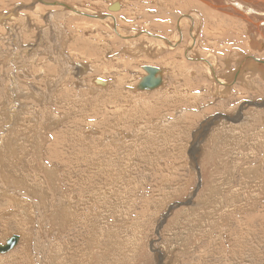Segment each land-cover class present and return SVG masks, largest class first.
I'll return each instance as SVG.
<instances>
[{"label":"rangeland","instance_id":"obj_1","mask_svg":"<svg viewBox=\"0 0 264 264\" xmlns=\"http://www.w3.org/2000/svg\"><path fill=\"white\" fill-rule=\"evenodd\" d=\"M118 1L123 4V8L121 11L113 12L109 11V7L116 3L113 0H56L55 2H64L70 6L80 5L84 13L101 16L117 14L118 19L116 17V23L112 21L106 25L83 15L67 17L64 22L65 29H61L66 31V35L63 32L62 41L59 37L57 44H60L54 49L44 45L41 46L43 52L32 51L35 44L33 34L28 40L32 44L29 52L25 50L21 54L20 52L16 54L14 51V54L19 55L17 59L19 67L12 66L14 63L5 64L4 67L0 64V110L3 112H0V243L3 244L14 234L21 236V242L12 252L0 255V264H264V146L262 149L259 148L258 152L255 151L258 149L255 147V137L250 135L254 131L253 126L251 127L253 130L249 133L242 134L240 129L235 128V124L225 118V116H237L242 106L263 102L264 83L261 80L257 82L256 85L260 86L262 91L257 95L237 85L227 96L222 94L221 96L219 93L216 97L210 91L212 85L207 78L206 68L198 65L199 62L193 63L188 60L187 53L195 50L193 52L195 57L216 61V72L223 76L224 73L228 74L225 62L231 59L233 49H242L238 41L234 42L233 38L222 36H218L219 39L213 41L211 36H215L219 27L212 24L207 27L206 20L202 18H197L195 24L183 20L182 26L178 29L180 18L189 11H181L182 8L178 10L177 4L169 0H164L165 3L163 0ZM17 2L30 4L29 0H4L5 4L0 0V13L9 11V7L11 9ZM166 6H169L168 9ZM173 6L177 9L175 10ZM141 9L146 12L143 13ZM165 9L171 15H166L168 13ZM160 12L162 13L159 16ZM26 15L38 20L31 13ZM38 23L45 25L44 21ZM110 24L119 26L120 33L126 36L146 32L154 37L161 35L158 38L162 40H169L171 37L170 40H178L180 46L176 52L168 48L161 49L163 56L156 59L157 61L153 59L154 62H152L154 52H149V56L142 54L139 59L131 58L121 54V50L130 47L135 41H148L150 38L136 37L132 39L134 41L130 40L127 43L116 35ZM223 29L226 30L223 31L224 33H240L242 45L245 44L247 33L241 28L229 30L225 26ZM191 32L196 35L194 37L195 39L197 37L198 41L194 47L190 46L193 42ZM203 33H206L205 36ZM54 39H56L55 35ZM151 48H157L155 41ZM242 50L239 51L242 55L264 60V54H260L262 55L260 57L249 53L248 49H246L247 53L244 48ZM47 52L54 59H61L62 67L66 70L63 76L68 91L61 96L65 102L62 110L67 116L60 124L55 123L58 112L55 114L52 111L54 103H51L53 100L50 96L53 94V89L50 90L46 83L52 75H58L59 68L46 76L43 75L48 68L46 61L42 62ZM2 54L5 53L2 51ZM169 54L171 57H168ZM63 57H68V61L63 62ZM237 58L239 57H234L230 65L231 71L235 70L234 61L238 60ZM164 59L167 60L164 62ZM220 60L224 63H220ZM28 61L29 63L26 64ZM72 61L75 62L76 67L77 64H92L95 73L92 72V76L88 74L89 72L85 74V80L92 82L94 77L104 79L111 83L110 89H106L105 94L100 92L92 96H88L83 87H80L81 91L78 90L77 85L81 82L78 84L75 76L78 70L74 67L70 70L72 64L70 66L69 63ZM7 62L9 60L3 61V63ZM144 65L159 67L167 73L162 91L166 87L168 90L172 89L175 84L182 85V90L190 92L193 100L197 99L194 100V104H189L193 107L187 105L189 113H185L192 115L191 119L188 116L190 119L188 123L186 121L180 124L179 121L177 122L179 126L175 127L166 124L167 126L164 125L162 128L164 131L162 134H160L162 130L157 133V128L150 127L148 123L152 120L169 114L175 115L178 111L172 113L168 111L170 108L166 103L169 101L156 96V93L161 91L144 92L145 102L142 103L132 98L138 94L129 93V88L137 86L142 74H145L141 71ZM31 68L41 76H26L24 69L31 71ZM59 80L60 83L57 84L63 85V79ZM73 84L78 88L73 89L75 88ZM238 84L242 85L240 81ZM15 87L22 90L30 87L31 91L35 90L39 93L33 94L27 100L32 105L36 103V108L41 110V116L39 120L30 119L31 132L19 130L16 131L18 136H13L18 144L29 147L28 153L16 155L17 160L13 163L8 159L10 133L13 132L15 124H22L13 116L17 101L14 100V107L8 106L9 101L14 98L12 89L17 93ZM59 93L60 91L57 94ZM178 96L180 95H173L177 99L176 102L183 98V95ZM108 97L111 100L107 99ZM75 98L78 100H74ZM147 102L150 106H147ZM21 103L28 104L24 114L21 115L30 116L31 104L20 102V105ZM162 103L166 105L162 106ZM181 105L185 104L181 103ZM57 107L60 109L61 106ZM128 107L129 110L126 111L123 121L117 125L119 120L117 113ZM179 107L176 104L171 111ZM247 110L244 115H247L249 108ZM250 110L253 111L247 117H251L254 112L257 113L254 111L255 108L250 107ZM47 113H50L49 116ZM256 115L264 118V114L263 117L261 113ZM86 126L96 131L92 133L93 136L91 135L94 139H87L86 134L82 136L81 132L87 129ZM119 130H123L129 136L128 141L117 145L111 141L107 147L104 143L100 144L102 138H106L108 142L110 138L118 139L115 135ZM56 131H62L59 139L68 150L64 163L58 153L52 156L51 152L48 156L45 153L46 146L43 148L44 152L40 154H37L33 147L36 143L34 139H44L45 143H48L52 139L53 132ZM141 132L143 133L140 134ZM132 133L134 138L131 137ZM46 167H53L54 170L48 173L43 169ZM126 191L127 195L118 196L125 194ZM15 200H18L19 208H16ZM85 201L87 202L79 204ZM76 207L80 208L76 209ZM10 210L12 212L9 214Z\"/></svg>","mask_w":264,"mask_h":264},{"label":"bare ground","instance_id":"obj_2","mask_svg":"<svg viewBox=\"0 0 264 264\" xmlns=\"http://www.w3.org/2000/svg\"><path fill=\"white\" fill-rule=\"evenodd\" d=\"M56 0H29L30 4L29 5H24L22 2H17L16 4H14L12 6V8L10 9L9 7V11H3L2 13H0V48L1 50L3 51V53L5 54H2V51H0V64H2V66L4 67L5 64H8V63H14L12 66H15V67H19L17 64H18V57L19 55H16L18 52H20V54L27 50L26 52H29L30 51V48H31V43L28 42L29 38H31V36L33 35V42H35V44L33 45V50L32 51H42L43 52V49L41 48V46L44 47V45L46 46H50L52 49H54L57 45H59L60 43L57 44V41H58V38L60 37L61 39V36H63V32L64 34L66 35V31L64 30H61V29H65V25H64V22H65V19L67 17H73V16H79V15H83L85 17H88V18H92V19H95V21L97 20L98 22H102V23H105L106 25L109 24L110 22L112 21H115L116 23V20L118 19V17L116 16L117 14H108L107 16H101V15H97L95 13H84L82 12V6L80 5H77V4H74L72 6L68 5L67 3H64V2H55ZM113 1H116V3H119V5L121 6L120 8V11L122 10L123 8V4L120 3V1L117 2V0H113ZM152 1V0H151ZM150 1V2H151ZM161 1V0H159ZM164 1V0H163ZM84 2V1H83ZM102 2V1H101ZM139 2V1H138ZM149 2V1H148ZM149 2V3H150ZM169 2L171 3H174V4H177L178 6V10H181L180 8H182L183 10L181 11H189L188 14H185L183 17L180 18V22L179 23V28L182 26V23H183V20H186L185 22H187V20L190 21V23H194L197 21L196 19L197 18H202L203 20L205 19L206 20V25L207 27H210V24L212 25H216V28L217 29V32H215V36H213L212 33L211 37H213V41H216L218 38V36H222L224 38H233L234 42L235 40L238 41V43L242 46L241 48L244 50L248 49L249 50V53L251 54H254V55H259L260 54H264V0H182L179 2V0H169ZM3 3H4V0H3ZM15 3V2H14ZM82 3V2H81ZM98 3V2H97ZM130 3V2H129ZM136 3V2H135ZM158 3V2H157ZM162 3V2H161ZM165 3V1H164ZM163 3V4H164ZM5 4V3H4ZM84 4V3H82ZM154 4V3H153ZM162 4V5H163ZM169 4V3H168ZM167 4V5H168ZM165 5V4H164ZM2 6V5H1ZM84 6V5H83ZM92 6V5H90ZM157 6V4H156ZM160 6V5H159ZM170 6V5H169ZM168 6V7H169ZM167 7V6H166ZM167 7V9H168ZM137 8V7H136ZM148 8V7H147ZM159 8V7H158ZM162 8V7H161ZM170 8L172 9V6H170ZM173 8H175L173 6ZM8 9V8H7ZM6 9V10H7ZM88 9V8H87ZM93 9V8H92ZM139 9V7H138ZM146 9V8H145ZM165 9V10H167ZM170 9V10H171ZM177 8H175L176 10ZM140 10V9H139ZM144 10V8H143ZM141 9V11H143ZM149 10V8H148ZM162 10V9H161ZM173 10V9H172ZM171 10V11H172ZM1 11V10H0ZM95 11V10H94ZM164 11V10H163ZM162 11V12H163ZM180 11V13H181ZM191 11V12H190ZM45 12V13H44ZM88 12V11H87ZM101 12V11H100ZM146 11H143V13H145ZM152 12V11H150ZM156 12V11H155ZM160 12L159 13V16L160 14L162 13ZM168 13V10L166 11ZM175 12V11H173ZM25 13V14H24ZM27 13H31L32 15H34L36 18H38V20H35L34 17L32 16H27L26 14ZM239 13H244L247 17V19H249L250 21H252L253 25L252 24H248L247 22H245L243 20V18L239 17ZM44 14V15H43ZM119 14V13H118ZM147 14V13H146ZM150 14V13H149ZM152 14V13H151ZM156 14V13H155ZM174 14V13H173ZM166 15H171V13H168ZM165 15V16H166ZM178 15V14H177ZM157 15V18L159 17ZM176 15H173V17H175ZM117 17V19H116ZM123 17V16H122ZM129 17V16H128ZM172 17V19H173ZM20 19V20H19ZM120 19V18H119ZM130 19V18H129ZM128 19V20H129ZM134 19V18H133ZM170 19H171V16H170ZM149 20V18H148ZM155 20V19H154ZM161 20V19H160ZM164 20V19H163ZM41 21H44L45 25H40L38 22H41ZM174 21V20H173ZM155 22V21H154ZM166 22V21H165ZM200 22V20L198 21ZM205 23V21H203ZM118 23V22H117ZM141 23V22H140ZM150 23V22H149ZM168 23V22H167ZM176 23V22H175ZM174 23V24H175ZM218 23V24H217ZM121 24V22H120ZM138 24V23H137ZM155 24V23H154ZM169 24V23H168ZM112 25V24H110ZM123 25V23H122ZM165 25V23L163 24ZM178 25V24H177ZM197 25V24H196ZM194 25V26H196ZM46 26H48L47 28H45ZM103 26V24H102ZM113 26V25H112ZM161 26V25H160ZM171 26V25H170ZM205 26V25H204ZM222 26V27H220ZM227 26L228 29L230 30L232 28L235 29L236 27L237 28H241L242 31L246 32L247 33V36L245 38V44L242 45V41H241V34L240 33H237V32H234V33H224L223 31H226L225 29H223V27ZM106 27V26H105ZM119 26H116L114 25L112 28L113 30L115 31L116 35L118 37H120L121 39H124L127 43H129L130 40L132 39H135L136 37H149L151 39V41H141V42H137L135 41L134 43H132V45L129 47L127 46L126 48H123L121 50V54L123 55H128L130 56L131 58H138L142 56V54L144 55H147L149 56V52H154V57L152 58V60H156V59H159L160 57L163 56V50L164 48H168V49H172V51L174 50L176 52V50H178V47L180 45H178V40H162L161 38H158L159 36L157 37H154V36H151V34H148L146 32L144 33H139V34H131L126 36V35H123L122 33H120V29H118ZM167 27V26H165ZM169 27V26H168ZM191 27V26H190ZM231 27V28H230ZM152 28V26H151ZM157 28H160V27H157ZM177 28V27H176ZM189 28V27H188ZM198 29V27H196ZM75 29V28H74ZM72 29V30H74ZM78 29V28H77ZM82 29V28H81ZM105 29V28H104ZM109 29V28H108ZM107 29V30H108ZM184 28H182L183 30ZM193 29V28H192ZM203 29V28H202ZM210 29V28H209ZM71 30V31H72ZM110 30V29H109ZM108 30V31H109ZM153 30V29H152ZM181 30V31H182ZM206 30L208 31V28H206ZM70 31V30H68ZM76 31V30H75ZM74 31V32H75ZM105 31V30H104ZM122 31V30H121ZM171 31V30H170ZM184 31V30H183ZM205 31V32H207ZM210 31V30H209ZM215 31V30H214ZM237 31V30H236ZM81 32V31H79ZM110 32V31H109ZM126 32V31H125ZM154 32H156L154 30ZM159 32V31H158ZM162 32V31H160ZM165 32V31H164ZM179 32V31H178ZM177 32V33H178ZM186 32V30H185ZM243 32V34H244ZM76 33V32H75ZM82 33V32H81ZM99 33V32H97ZM96 33V34H97ZM108 33V32H107ZM114 33V34H115ZM150 33V32H149ZM172 33V31H171ZM181 34V32H179ZM187 33V32H186ZM184 33V34H186ZM192 33V32H191ZM189 33V35L191 34ZM68 34V33H67ZM72 34V32H71ZM77 34V33H76ZM155 34V35H156ZM163 34V32H162ZM183 34V33H182ZM188 34V33H187ZM205 36L206 33H203ZM54 35L56 37V39H54ZM82 35V34H81ZM98 35V34H97ZM169 35V34H168ZM195 35V34H194ZM193 33L191 34V39L193 40V42L190 44V46H195L196 44V39L194 37ZM246 35V34H245ZM77 36V35H76ZM102 36V35H101ZM177 35H175L176 37ZM185 36V35H184ZM196 36V35H195ZM200 37V34L198 35ZM209 36V35H208ZM207 36V37H208ZM217 36V37H216ZM68 36H66L67 38ZM75 37V36H74ZM114 37V36H113ZM165 37V36H164ZM174 37V39H175ZM187 37V36H186ZM81 38V37H80ZM89 38V37H88ZM117 38V37H116ZM167 38H169L167 36ZM189 38V36H188ZM201 38V37H200ZM206 38V37H205ZM217 38V39H216ZM77 39V38H76ZM87 39V38H86ZM140 39V38H139ZM177 39H179L177 37ZM207 39V38H206ZM244 39V38H243ZM65 40V39H63ZM78 40V39H77ZM80 40V39H79ZM114 40V39H113ZM181 40V39H180ZM199 40V39H198ZM201 40V39H200ZM203 40V39H202ZM201 40V41H202ZM209 40V39H207ZM62 41V39H61ZM89 41V40H88ZM103 41V40H102ZM134 41V40H132ZM154 41L156 42V47L157 48H151L153 45H154ZM185 41H186V38H185ZM212 41V42H213ZM99 42V41H98ZM117 42V41H116ZM125 42V44H127ZM183 42V41H182ZM189 42V41H188ZM198 42V41H197ZM218 42V41H217ZM227 42V41H226ZM73 43V42H72ZM75 43V42H74ZM83 43V42H82ZM201 43V42H200ZM204 43V42H203ZM202 43V44H203ZM215 43V42H214ZM230 43V42H229ZM78 44V43H77ZM81 45V43H79ZM86 44V43H85ZM185 43H183L184 45ZM187 44V43H186ZM201 44V45H202ZM206 44V42H205ZM234 44V43H233ZM6 45V47H4ZM79 45V46H80ZM91 45V44H90ZM123 45V44H122ZM178 45V46H177ZM213 45V44H212ZM220 45V44H219ZM224 45V44H223ZM238 45V44H237ZM72 46V45H71ZM70 46V47H71ZM89 46V44L87 45ZM126 46V45H125ZM199 46V45H198ZM217 46V45H216ZM215 46V47H216ZM239 46V45H238ZM74 47V45H73ZM204 47V46H203ZM213 47V46H212ZM221 47V46H220ZM61 47H59L60 49ZM92 48V47H91ZM89 48L90 50H92L93 48H95V46L91 49ZM184 48V47H183ZM202 48V47H201ZM207 48V47H206ZM209 48V47H208ZM211 48V47H210ZM233 48V46L231 47V49ZM83 49H84V45H83ZM163 49V50H161ZM181 49V47H180ZM179 49V50H180ZM189 49V48H188ZM194 49V48H193ZM204 49V48H203ZM212 49V48H211ZM218 49V47H217ZM220 49V48H219ZM237 50V49H233L234 51H232L231 53V59L229 60V62H225V64L227 65V73L223 76H221L220 74H218L216 71H217V64H216V61L212 60V62L210 60H207V59H201V58H197L194 56V51H189L187 53V59L188 60H191L193 63H198V65L200 64L201 67L204 66L206 68V75H207V78L210 80L211 82V85H212V88H211V93H213L216 97L217 95L220 93V95H224V96H227L229 93H231L232 91H234V87L235 86H241L242 89H246L247 90H251L252 93H254L255 95H257L258 93L262 92L261 91V87L256 85L257 82L259 80H261V82L264 83V64H259L257 62H255L256 60H260V61H264L263 59H258V58H255L253 56H249L246 54L245 55H242L241 50ZM95 50V49H94ZM99 50V49H98ZM160 50V51H159ZM216 50V49H215ZM222 50H224L222 48ZM246 50V53L247 51ZM14 51L16 54H14ZM73 51V50H72ZM96 51V50H95ZM120 51V50H119ZM183 51V50H182ZM201 51V50H200ZM217 51V50H216ZM240 51V52H239ZM243 51V50H242ZM89 52V51H88ZM99 52V51H98ZM211 52V51H210ZM218 52V51H217ZM227 52V50H226ZM224 52V53H226ZM229 52V51H228ZM227 52V53H228ZM12 53V54H11ZM44 53H46L44 51ZM97 53V52H95ZM169 53V52H168ZM167 53V54H168ZM182 53V52H180ZM208 53V52H207ZM215 53V52H214ZM213 53V54H214ZM219 53V52H218ZM218 53H215V54H218ZM223 53V51H222ZM83 54V53H82ZM87 54V53H86ZM94 54V53H93ZM92 54V55H93ZM166 54V53H165ZM196 54V53H195ZM201 54V52H200ZM229 54V53H228ZM227 54V55H228ZM8 55V56H7ZM91 55V54H89ZM91 55V56H92ZM95 55V54H94ZM97 55V54H96ZM113 55V54H112ZM170 56L168 57H171V54H169ZM212 55V54H211ZM220 55V54H219ZM226 55V57H227ZM54 56V55H53ZM99 56V55H98ZM174 56V55H173ZM201 56V55H200ZM209 56V55H208ZM218 56V55H217ZM230 57V55H228ZM262 56V55H261ZM260 56V57H261ZM234 57H239L237 58L238 60L234 61L236 62V67H235V70L231 71L230 70V65L231 63L233 62L234 60ZM253 58L252 60L249 59V58ZM264 57V56H263ZM68 57H63V62H67ZM88 58V57H87ZM118 58V57H117ZM129 58V57H128ZM163 58H167V57H163ZM173 58V57H172ZM171 58V59H172ZM213 58V57H211ZM215 58V57H214ZM224 58V57H223ZM219 59V58H218ZM6 60H9V62L7 63H3V61H6ZM154 60L152 62H154ZM165 60L167 59H164V62ZM178 60V59H177ZM46 61V62H45ZM157 61V60H156ZM42 62L44 63H47L48 65V68L45 69V72H44V76L50 74V72L52 71H55L59 68V73L58 75H52L50 78H49V81H47V85L51 88L50 90H52L53 94L50 96L51 100H53L51 103H54V109L52 108V111L53 113L55 112H58L56 114L57 118H55L57 120V124H60L62 122V120L67 116L66 113H64V111L62 110L64 107H65V102L62 100V94L64 95L65 92H67V84L66 82L64 81V76H63V73L65 70V67H62V62H61V59H54V57H52V55H50L48 52H47V56H44L43 59H42ZM100 62V61H99ZM161 62V60L159 61ZM171 62V61H170ZM179 62V61H178ZM183 62V61H182ZM223 62L220 60V63ZM29 61L26 63L28 64ZM75 62H70V70H73L72 67H74L76 70H78V72L76 71L75 73H77L75 76L77 78V83L78 82H81L79 85L75 84L79 87H77L75 84H73V86L75 88L73 89H76L78 88V90H80V87H83L84 90L86 91L87 95L88 96H92V95H95V93L98 95V93H102V94H105L106 93V89H110V86H111V83L109 81H106L103 79V81L106 82V85H101L100 83H96V81L98 80V78H95L92 80V82H87V80H85V74H92L95 73L92 68H93V65L92 64H88V65H85V64H77V67L82 65V67H79L77 69L76 67V64H74ZM151 63V62H150ZM180 63V62H179ZM224 63V62H223ZM222 63V65H223ZM96 64V62H95ZM157 64V63H156ZM160 64V63H159ZM166 64V63H165ZM184 64V63H183ZM224 64V65H225ZM235 64V63H234ZM98 65V64H97ZM104 65V64H103ZM206 65V66H205ZM86 66V67H85ZM126 66V65H125ZM143 66V65H141ZM145 66V65H144ZM165 66V65H164ZM103 67V66H102ZM156 67V66H155ZM185 67V66H184ZM219 67V66H218ZM225 67V66H224ZM241 67V68H240ZM159 68V67H158ZM191 68V67H190ZM196 68V67H195ZM32 70L29 71L24 69V74L26 76H31V77H38V76H41L39 74H36L35 70L33 68H31ZM84 69V70H83ZM232 69V68H231ZM173 70V69H172ZM181 70V69H180ZM188 70V69H187ZM186 70V71H187ZM223 70V68H222ZM143 71V70H141ZM189 72H191V70H188ZM221 71V70H220ZM93 72V73H92ZM100 72V71H99ZM144 72V71H143ZM184 72V71H183ZM205 72V71H204ZM223 72V71H221ZM74 73V74H75ZM181 73V72H180ZM194 73V72H193ZM197 73V72H196ZM195 73V75H196ZM203 73V72H202ZM108 74V73H107ZM167 74L165 71H164V75ZM185 74V73H184ZM183 74V75H184ZM199 74V73H198ZM218 74V75H217ZM146 75L145 74H142V77H144ZM171 75V74H170ZM182 75V76H183ZM96 76V75H95ZM176 76V75H175ZM180 76V77H182ZM185 76V75H184ZM183 76V77H184ZM188 76V75H187ZM190 76V75H189ZM141 77V78H142ZM193 77V76H192ZM89 78V77H88ZM101 78V77H100ZM140 78V79H141ZM178 78V77H177ZM59 79H63L62 84H57V83H60V80ZM87 79V78H86ZM172 79V78H171ZM181 79V78H180ZM190 79V78H189ZM193 79V78H192ZM84 80V81H83ZM111 80V79H110ZM177 80V79H176ZM195 80V79H194ZM197 80V79H196ZM202 80V79H201ZM89 81V80H88ZM140 81V80H139ZM179 81H182V80H179ZM241 82L242 85H239L238 82ZM184 82V81H183ZM139 83V82H138ZM196 83V81L194 82ZM50 84V85H49ZM175 84V83H174ZM173 84V85H174ZM181 84V83H180ZM187 85V84H186ZM253 85H255L253 87ZM170 86V85H169ZM180 86V85H179ZM175 84V86H173L172 89H169L166 87L164 89V91H162V87L159 88L158 90L156 91H161V92H158L154 95L158 96L159 99H164V100H168L169 102H167L166 104H169L168 107L170 108V111L171 113L174 112V111H178V113H176L175 115H170L169 116H162V117H159L155 120H152L151 123H148L150 124V127H155L157 128V133L162 130L163 126L166 125V124H169V126H179V124L177 122L180 121V124L182 123H187L189 122V120L191 119L190 116L192 117V115H186L185 112H188L189 109L187 107V105H189L190 103L192 104L194 102V100L196 99L194 96V100L192 98V96H190V92H188L187 90H182L183 88H181V86L179 87ZM250 86V87H248ZM176 87V88H175ZM189 87V86H188ZM16 88V91L17 93H15V90L12 89V92L13 93V97L12 100L9 101L8 103V106H13L14 107V100H16L17 102H15V107H14V115L18 121H20L22 124H19L18 125H14L15 127H13V132L10 133V141H9V145H8V152H9V161L11 162H15L17 159H15L16 155H22V154H27L28 151H29V147L28 146H21L20 143L18 144L16 142V140L14 141L13 139V136L16 137L18 136L17 135V132H19V130H22L23 131H29L31 132L30 129V124H31V120L34 121V119H37L39 120L40 119V116H41V110L39 111V108L37 109L36 108V103L34 102V105H32V103H30V101L27 100V98H31V96L33 94H39L37 91L33 90L31 91L30 90V87H28L26 90H22L20 89L19 87H15ZM82 88V89H83ZM175 88V90H174ZM191 88V87H190ZM188 89V88H187ZM192 89V88H191ZM198 89V88H197ZM123 90V89H122ZM136 90V86L134 88H129V93H137L138 95H136V97H132L133 99H138L141 101H144L145 102V98H143L145 95H143L144 92H138V91H135ZM194 90V88H193ZM199 90V89H198ZM58 91H60L59 94ZM81 91V90H80ZM155 92V91H154ZM197 92V91H196ZM241 92V91H240ZM239 92V93H240ZM245 92V91H244ZM243 92V93H244ZM249 92V91H248ZM73 93V92H72ZM77 93V92H76ZM193 93V92H192ZM195 93V92H194ZM162 94V95H161ZM174 94H179L180 96L183 95V98L182 100H178V102H176L177 99H175V97H173ZM196 94V93H195ZM251 94V93H250ZM78 95V94H77ZM113 95V94H112ZM161 95V97L159 96ZM201 95V94H200ZM221 95V96H222ZM239 95V94H238ZM247 95V94H246ZM249 95V94H248ZM247 95V96H248ZM127 96V95H126ZM178 96V97H180ZM243 96V95H242ZM253 96V95H252ZM154 97V96H153ZM172 97V98H171ZM246 97V96H245ZM65 97H63L64 99ZM110 97H108L107 99H109ZM113 98V97H112ZM115 98V97H114ZM121 98V97H120ZM157 98V99H158ZM171 98V100H170ZM174 98V99H173ZM198 98V97H197ZM10 99V98H9ZM57 99H59L60 101H58ZM130 99V98H129ZM132 99V101H133ZM37 101V99H35ZM34 100V101H35ZM39 100V99H38ZM50 100V101H51ZM74 100H78V99H74ZM111 100V98L109 99ZM119 100V99H118ZM197 100V99H196ZM195 100V101H196ZM33 101V100H32ZM40 101V100H39ZM50 101H48L50 103ZM263 102L261 103H252V104H249L247 107H244L242 106V108L240 109L239 113H237V116H232V117H228V116H225V118L227 120H230V122H232V124H235L234 126H236L235 128L236 129H240L241 130V133L244 134L245 132H250L251 130L254 129L253 133H250V135L254 136L255 137V147H258V149H256L255 151L258 152L259 148L262 149V147L264 146V118H261L260 116L257 117L258 115L256 114H259L261 113V116L263 117V111L264 110H260V109H264V100H262ZM20 102H29V113L30 116L28 115V117H24L23 115L21 114H24L25 112V109L26 107L28 106L27 103H21L20 105ZM112 102V101H111ZM134 102V101H133ZM70 103V101H69ZM68 103V104H69ZM85 103V102H84ZM91 103V102H90ZM181 103H184L185 105H181ZM196 103V102H195ZM77 104V103H76ZM88 104V103H87ZM116 104V103H115ZM149 103L147 102V106H150L148 105ZM157 104V103H156ZM166 104L162 103L161 105L162 106H165ZM180 105V107L178 109H174L173 111H171L174 107V105ZM194 104V103H193ZM47 105V104H46ZM45 105V106H46ZM103 105V104H102ZM57 106H61L60 109L59 107ZM90 106V105H89ZM131 106V105H129ZM190 107H193V105H189ZM39 107V106H38ZM83 107V106H82ZM106 107V106H105ZM125 107V106H124ZM146 107V106H145ZM144 107V108H145ZM161 107V106H160ZM203 107V106H202ZM250 107L251 109L255 108L256 110L254 111H257V113H253L250 116L247 117V115H250V112L252 113V111L250 110ZM57 108V109H55ZM69 108V107H68ZM143 108V107H142ZM162 108V107H161ZM165 108V107H164ZM249 108V112L247 113V115L245 113V111H248L247 109ZM93 109V108H92ZM108 109V108H107ZM111 109V108H110ZM122 109V107H121ZM191 109V108H190ZM69 110V109H68ZM119 110V109H118ZM129 110V107L128 109H124L123 111L117 113V118L119 119L118 120V124L119 125L122 121H123V118H124V115L126 114V111ZM151 110V109H150ZM155 110V109H154ZM165 110V109H164ZM193 110V109H192ZM72 111V110H71ZM97 111V110H96ZM105 111V110H104ZM103 111V112H104ZM161 111V110H160ZM1 113H3L1 110H0ZM106 112V111H105ZM192 112V111H191ZM190 112V113H191ZM9 113V111H8ZM167 113V112H166ZM189 113V112H188ZM50 114V113H49ZM49 114L47 113V116H49ZM92 114V113H91ZM105 114V113H104ZM106 114H108L106 112ZM177 114H181V116H177ZM256 115V116H254ZM11 116V115H10ZM8 116V117H10ZM95 116V115H94ZM115 116V115H114ZM173 116V117H172ZM177 116V118L175 117ZM189 116V118H188ZM194 116V115H193ZM221 116V115H220ZM12 117V116H11ZM74 117V116H73ZM80 117V116H79ZM98 117V116H97ZM100 117V116H99ZM110 117V116H109ZM187 117V118H186ZM14 118V117H13ZM81 118V117H80ZM107 120H108V117L106 116ZM113 118V117H112ZM142 118V116H141ZM242 118V120H241ZM11 119V118H10ZM31 119V120H30ZM54 119V120H55ZM68 119V118H67ZM12 120V119H11ZM96 120V119H95ZM94 120V121H95ZM99 120V119H98ZM112 120V119H111ZM14 121V120H13ZM12 121V122H13ZM80 121V120H78ZM126 121V120H125ZM131 120H129L130 122ZM212 121V120H211ZM10 122V124L12 123ZM75 122V121H74ZM82 122V121H81ZM79 122V123H81ZM228 122V121H226ZM117 123V121H116ZM174 123V124H172ZM76 124V123H75ZM115 124V123H114ZM147 124V125H148ZM193 124V123H192ZM191 124V125H192ZM215 124V123H214ZM257 124V125H255ZM12 125V124H11ZM79 125V124H78ZM84 125V124H83ZM145 125V124H144ZM189 125V124H187ZM76 126V125H74ZM92 126V125H91ZM115 126V125H113ZM167 126V125H166ZM253 126V129H251V127ZM256 126V127H255ZM34 127V126H32ZM77 127V126H76ZM75 127V128H76ZM85 127V126H84ZM112 127V125H111ZM140 127V125L138 126ZM250 127V128H249ZM255 127V128H254ZM37 128L39 129V125H37ZM87 129L83 130L81 133H82V136L84 137L85 134H86V138L87 139H94L91 137L92 133H96V131L94 129H91V128H88V126H86ZM99 128V127H98ZM97 128V129H98ZM170 128V127H169ZM83 129V128H82ZM103 129V128H102ZM101 129V130H102ZM106 129V128H105ZM125 129V128H124ZM123 129V130H124ZM143 129V128H141ZM153 129V128H152ZM221 129V128H220ZM66 129H63V131H65ZM74 130V129H73ZM76 130V129H75ZM79 130V129H78ZM81 130V129H80ZM114 130V129H113ZM123 130H119L116 132V135L115 136H118V139H109V142L106 140V138H102V142L100 144H105L106 147L109 146L110 142H114L116 145L118 143H124L125 141H128L129 137ZM154 130V129H153ZM219 130V129H217ZM40 131V130H39ZM116 131V129H115ZM141 131V130H140ZM185 131V130H184ZM76 132V131H74ZM104 132V130L102 131ZM144 132V130H143ZM143 132H141L140 134H142ZM150 132V131H149ZM152 132V131H151ZM164 131L162 130V132L160 134H162ZM171 132V130H170ZM38 133V131H37ZM147 133V132H146ZM154 133V132H153ZM156 133V134H157ZM186 133V132H185ZM3 134V133H2ZM68 134H70L68 132ZM74 134V133H73ZM76 134V133H75ZM74 134V135H75ZM133 134V135H132ZM131 134V137L134 138V133ZM145 134V133H144ZM149 134V133H148ZM170 134V133H169ZM39 135H40V132H39ZM62 135V131H56V132H53V135L51 136L52 139L51 141H49L48 143H45L44 139H33L36 140V143L34 144V148L36 149V152L37 154H40L43 151V148L44 146H46V151L45 153L50 156V153L52 152V156L56 155L57 153L59 154L61 160H62V163H64L65 161V157L66 154L68 153V150L67 148L65 149L64 148V145H62L61 143V139H59V137ZM135 135H136V131H135ZM147 135V134H146ZM173 135V134H172ZM33 136V135H32ZM93 136V135H92ZM63 137V136H62ZM74 137V136H73ZM91 137V138H90ZM95 137V136H94ZM130 137V138H131ZM168 137V136H167ZM213 137V136H212ZM240 137V136H239ZM245 137V136H244ZM143 138V137H142ZM175 138V137H173ZM172 138V139H173ZM23 140V139H22ZM161 140V139H160ZM167 140V139H166ZM21 141V140H20ZM24 141V140H23ZM27 141H29V139L27 138ZM169 141V139H168ZM175 141V140H174ZM22 142V141H21ZM133 143V142H131ZM28 145V144H26ZM137 145V144H136ZM178 147V146H177ZM176 147V148H177ZM110 148V147H108ZM126 148V146H125ZM138 148V147H137ZM182 148V147H181ZM0 149H1V146H0ZM7 150V148H6ZM177 150V149H176ZM185 150V149H184ZM171 151V150H170ZM6 154V153H5ZM154 158V157H153ZM258 158V157H257ZM172 162V161H171ZM112 163V162H111ZM176 164V163H175ZM72 165V164H71ZM128 167V166H127ZM256 167V166H255ZM139 168V167H138ZM46 170V172L48 171L51 172V170H54V168L52 167H46V168H43ZM48 169V170H47ZM125 169V168H124ZM170 169V168H169ZM171 169H174V168H171ZM258 169V168H257ZM128 170V168H127ZM65 171V170H64ZM176 171V170H175ZM57 172V171H56ZM253 172V170L251 171V173ZM59 173V172H58ZM57 173V174H58ZM121 173V172H120ZM128 173V172H127ZM255 173V172H254ZM51 174V173H50ZM54 174V173H53ZM39 175V174H38ZM56 175V174H54ZM60 175V174H59ZM119 175V174H118ZM123 175V173H122ZM127 175V174H126ZM172 175V174H171ZM257 175V174H256ZM50 176V175H48ZM52 176V174H51ZM173 176V175H172ZM29 177V176H28ZM53 177V176H52ZM60 177V176H59ZM119 177V176H118ZM129 177V176H128ZM61 178V177H60ZM122 178V177H121ZM51 179V177H50ZM68 179V178H67ZM120 179V178H119ZM54 180V178L52 179ZM121 180V179H120ZM50 181V180H49ZM85 181V180H84ZM123 181V180H122ZM115 182V181H114ZM120 182V181H119ZM117 182V183H119ZM43 183V182H41ZM52 183V182H51ZM109 184V183H108ZM113 186V185H112ZM183 186V185H182ZM43 187V186H42ZM41 187V188H42ZM180 190L182 189L179 188ZM81 190V188H80ZM127 191L125 192V194H118V196H124V195H127ZM65 194V193H64ZM12 195V194H11ZM15 195V194H14ZM12 195V196H14ZM64 197V195H63ZM69 197V196H67ZM15 198V197H14ZM65 198V197H64ZM17 199V197H16ZM15 202L17 203L16 208H19L18 205V200H15ZM14 202V203H15ZM87 201L85 202H80L79 204H82V203H86ZM13 203V202H12ZM2 204V203H1ZM81 206V205H80ZM83 207V206H82ZM15 208V209H16ZM80 208V207H78ZM76 207V209H78ZM32 211V209H31ZM12 212V210H10L9 214ZM14 212V211H13ZM8 213V212H7ZM7 213H5L7 215ZM30 214V213H28ZM77 214V213H76ZM73 215V214H72ZM9 216V215H8ZM76 216V215H75ZM5 217V216H4ZM24 217V216H23ZM76 224V223H75ZM20 239H21V236H19ZM68 241V240H67ZM21 242V240H20ZM66 244V243H65ZM82 248V247H81ZM78 249V248H76ZM81 250V249H80ZM82 251V250H81ZM87 251V250H86ZM85 252V251H84ZM63 257V256H62Z\"/></svg>","mask_w":264,"mask_h":264},{"label":"water","instance_id":"obj_3","mask_svg":"<svg viewBox=\"0 0 264 264\" xmlns=\"http://www.w3.org/2000/svg\"><path fill=\"white\" fill-rule=\"evenodd\" d=\"M121 6L119 3H114L112 6L109 7V11H119ZM239 17L243 18L245 22L248 24H252V21L247 19L248 16H246L244 13H239ZM254 26V25H253ZM253 59V58H249ZM255 62L264 64V61L256 60ZM82 67V65L78 66ZM86 67V66H85ZM241 68V67H240ZM84 70V69H83ZM142 70L146 73L144 77H142L139 81V83L136 86V90L138 92H153L161 88L164 84V71L158 67L153 66H144L142 67ZM96 83H100L101 85H106V82L103 80L98 79ZM20 243V237L17 234H14L10 236L8 239L5 240V242L2 244L0 243V255H6L10 252H12Z\"/></svg>","mask_w":264,"mask_h":264},{"label":"crops","instance_id":"obj_4","mask_svg":"<svg viewBox=\"0 0 264 264\" xmlns=\"http://www.w3.org/2000/svg\"><path fill=\"white\" fill-rule=\"evenodd\" d=\"M164 82H165V75H164Z\"/></svg>","mask_w":264,"mask_h":264}]
</instances>
